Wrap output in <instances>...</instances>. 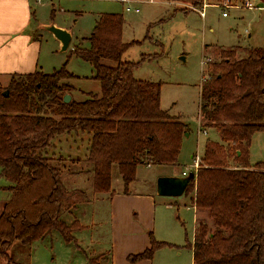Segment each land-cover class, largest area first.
Listing matches in <instances>:
<instances>
[{
	"label": "trees",
	"instance_id": "trees-1",
	"mask_svg": "<svg viewBox=\"0 0 264 264\" xmlns=\"http://www.w3.org/2000/svg\"><path fill=\"white\" fill-rule=\"evenodd\" d=\"M167 1L203 6V0ZM124 26L122 13H100L83 38L89 47H74L94 67L91 79L100 82V93L76 99L70 81L78 76L68 70L69 59L52 73H14L0 84V177L9 182L0 213V261L25 264L10 257L11 245H32L56 232L77 244L76 232L84 227L79 217L68 219L79 205L74 198L87 201L88 193L64 184L63 171L71 165L56 153L62 137L76 148L87 137V147L70 163L86 164L71 174L90 176L92 197L114 194L115 166L127 191L138 167L179 164L187 124L161 107V81L135 76L144 60L125 58L137 44L123 40ZM238 48L221 50L202 75L200 128L216 131L220 140L207 137L184 193L200 215L193 241L186 232L184 244L193 264H264V160L251 162L253 137L264 133V47L245 48L240 57ZM166 246L177 245L152 237L150 247L130 258L151 259Z\"/></svg>",
	"mask_w": 264,
	"mask_h": 264
},
{
	"label": "rangeland",
	"instance_id": "rangeland-1",
	"mask_svg": "<svg viewBox=\"0 0 264 264\" xmlns=\"http://www.w3.org/2000/svg\"><path fill=\"white\" fill-rule=\"evenodd\" d=\"M246 1L203 0V5L207 6L204 9L205 16H202L200 9L203 6L195 8L193 5H178L167 0H133L130 3L120 0H42L45 6H35L38 8L39 20L51 24L52 21L63 23L73 32L68 50L63 51L59 40L51 32L40 29L44 44L43 71L52 73L69 59L68 70L78 76L70 81L75 87L76 99L84 100L88 92L100 93V82L91 79L95 74L94 67L78 57L73 50L75 45L81 46L78 40L90 36L100 13H122L126 22L123 40H135L137 44L125 53V58L144 60L135 70V76L161 81V107L172 115H178L188 127L182 140L178 165L140 166L137 169L138 175L158 179L163 176H181L183 171L191 173L196 169L199 161L197 157L200 159L207 137L220 140L216 131L207 129L209 132L205 133L200 128L204 123L199 104L205 64L219 60L223 49L241 47L237 49L240 57L246 55L245 48L264 47V0H249L252 7H246ZM259 4L263 6L259 7ZM127 6H131L133 10L127 11ZM135 8H139L140 12H135ZM224 11H228L227 16H223ZM81 42L82 47H89L88 41ZM86 138L81 144L78 143L80 148H76V145L65 142V137H62L61 141H57L59 149L56 150L57 154L66 158V164L71 165V170L63 171L64 184L88 193L87 201L78 196L74 198V201H79V205L68 219L71 222L74 217H79V225L85 228L76 232L77 244L67 243L58 232L51 238L35 241L32 245L17 242L8 250L14 261L25 264H80L82 259H79L81 254L78 250L83 247L91 260L88 264L111 263L109 252L106 251L110 247L107 224L110 208L108 209L106 197H92L88 174H71V171L87 168L85 163L79 166L70 163L71 158L87 147ZM263 160L264 133L258 132L251 145V162ZM113 178L115 186L118 181H122L117 166L114 167ZM8 184L6 179L0 177V213L2 205L9 199V193L4 189ZM170 198L178 202L174 205L178 210L176 213L179 215L181 234L185 238L187 232L190 241L193 240L196 210L190 205L189 197L183 194ZM167 247L179 248H162ZM183 248H186L183 249V264H191L189 250L184 245ZM173 250L179 253L177 249ZM172 257L170 251H165L155 258V263L163 264ZM0 264H7V260L2 258Z\"/></svg>",
	"mask_w": 264,
	"mask_h": 264
},
{
	"label": "crops",
	"instance_id": "crops-1",
	"mask_svg": "<svg viewBox=\"0 0 264 264\" xmlns=\"http://www.w3.org/2000/svg\"><path fill=\"white\" fill-rule=\"evenodd\" d=\"M41 1L0 0V84L3 86L8 83L11 74L43 70L44 44L40 29L50 23L42 22L37 17L39 6H45ZM52 22L58 27L70 30L73 38L70 28L63 23ZM43 30L45 31L44 28ZM82 40L83 38L78 40V43H82ZM207 132L209 131L206 130L205 133ZM183 172L181 176H184ZM114 189L111 198H106L108 209L110 208V219L107 222L110 247L106 249L111 257L110 264H156L155 258L165 251H170L173 257L163 264H183L185 260L183 249H186L183 245L186 237L181 234L179 215L176 213L178 210L176 204L174 205L178 202L158 194L157 179L140 177L137 172L136 180L130 184L127 191L124 190L122 181H118L117 186L114 184ZM195 210L196 223L200 215L196 208ZM152 237L177 245L179 248H162L155 252L151 259L134 262L130 256L150 247ZM173 249H177L179 253ZM187 249L190 254L189 262L191 260L193 264V251L191 248ZM78 252L81 254L79 259H82L80 264H88L90 260L86 249L80 247Z\"/></svg>",
	"mask_w": 264,
	"mask_h": 264
},
{
	"label": "water",
	"instance_id": "water-1",
	"mask_svg": "<svg viewBox=\"0 0 264 264\" xmlns=\"http://www.w3.org/2000/svg\"><path fill=\"white\" fill-rule=\"evenodd\" d=\"M258 6L262 7L263 4H259ZM43 28L51 32L59 40L63 51H66L69 48L72 40V33L70 30L58 27L54 23L47 24L43 26ZM71 99L72 96L70 94H66L64 96L65 102H69ZM193 177V174H189L187 176L159 177L157 179V192L160 196L166 197L182 196Z\"/></svg>",
	"mask_w": 264,
	"mask_h": 264
},
{
	"label": "built area",
	"instance_id": "built-area-1",
	"mask_svg": "<svg viewBox=\"0 0 264 264\" xmlns=\"http://www.w3.org/2000/svg\"><path fill=\"white\" fill-rule=\"evenodd\" d=\"M121 2H123V3H130L131 1H133V0H120ZM150 2H153L154 0H149ZM207 5L205 4V5H203V7H202V9H200V12H201V15L202 16H205V11H204V9H205V7H206ZM253 5H252V3L249 1V0H247L246 1V7H252ZM126 10L127 11H132L133 10V8L131 7V6H127L126 7ZM135 12H140V9L139 8H135ZM228 15V11H224L223 12V16H227ZM198 158V160H200L199 159V157H197ZM198 164H199V161L196 163V167L198 166ZM195 167V168H196ZM183 175L184 176H187L188 175V173L186 172V171H184L183 172Z\"/></svg>",
	"mask_w": 264,
	"mask_h": 264
}]
</instances>
